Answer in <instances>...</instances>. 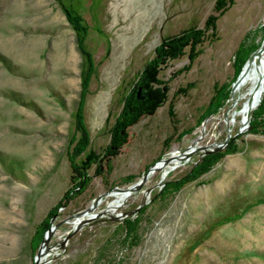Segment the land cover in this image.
I'll return each mask as SVG.
<instances>
[{"label":"rangeland","instance_id":"rangeland-1","mask_svg":"<svg viewBox=\"0 0 264 264\" xmlns=\"http://www.w3.org/2000/svg\"><path fill=\"white\" fill-rule=\"evenodd\" d=\"M190 29L201 31L192 50L158 46ZM263 34L264 0H0V264H34L38 249L35 264H264V128L235 133L264 48L215 104L242 65L237 49L246 59ZM139 80V99L158 98L123 124ZM226 127L216 160L177 190L153 197L202 149L125 197L116 190L173 150L221 141ZM81 164L88 181L75 192ZM141 203L130 244L119 219Z\"/></svg>","mask_w":264,"mask_h":264},{"label":"trees","instance_id":"trees-1","mask_svg":"<svg viewBox=\"0 0 264 264\" xmlns=\"http://www.w3.org/2000/svg\"><path fill=\"white\" fill-rule=\"evenodd\" d=\"M66 17L71 20L75 18L70 12L66 11ZM201 39V31L199 29H190V30H184L180 32L177 35H173L172 37H168L164 41L162 40L158 46H165L166 54L169 56H175L177 53L182 50V47L187 45L189 47V50H192V48L197 44ZM80 47V46H79ZM240 49H237L235 53V58L239 62V67L242 64V62L245 59V56L240 55ZM146 71V68L144 67L141 75L144 74ZM146 80H149L147 77H145ZM145 80V81H146ZM140 81V80H139ZM141 87H145L144 83L139 84ZM228 91L229 87H226L222 92L217 89L215 94L218 93L221 94V101L217 100L215 101L216 105H219L222 103V100L228 97ZM150 93V92H149ZM146 94L142 99L136 98L135 96H131V99H125L122 110L120 112L121 117V123L123 124H129L135 120V118L138 116L139 112H141V109H143L141 103H144L145 107H152L153 100H157L156 93L152 94ZM257 118L259 120H257ZM261 121V123H260ZM248 129L249 131H256L259 129L258 126H261V128H264V94L260 97L258 103L254 108L251 109L249 120H248ZM78 125L81 126L80 119H77ZM220 151H211L202 153L196 162L192 164L190 169L183 174H181L178 177L165 179L162 181V184L157 188L155 191V194L153 197L160 195L163 196L168 191H175L177 190L182 183H184L187 180H191L199 173L205 171L212 163L216 160L217 154H219ZM86 167L87 164H81V166L72 165V168L75 169L76 174V180L74 185L71 187V189L75 190V192L81 191L87 184L88 181V175L86 174ZM76 188V189H74ZM146 207L145 203H141L138 205L136 211L132 214H125L119 219V224L123 230L122 239L128 240V242L131 244L134 241V234L136 230V224L138 221V214L144 212ZM51 215V212L49 211L47 214V217L49 218ZM49 224L45 223V226L43 230H45L48 227ZM40 237V235H39Z\"/></svg>","mask_w":264,"mask_h":264},{"label":"water","instance_id":"water-1","mask_svg":"<svg viewBox=\"0 0 264 264\" xmlns=\"http://www.w3.org/2000/svg\"><path fill=\"white\" fill-rule=\"evenodd\" d=\"M264 46V34H263V37H262V40L261 42L253 49L252 52L249 53V55L246 57V59L244 60V62L242 63L237 75L235 76V78L231 81L230 83V88H229V95L232 94V90L233 88L238 84V82L240 81L241 79V75L245 69V66L248 64L249 61H251V59L253 58L254 55H256L260 50L261 48ZM264 77V70L262 72H260V74H258V77L256 79V82H255V88H260L262 89V86H261V81ZM139 88H140V85H137L136 87V97L138 98H141L143 96V93L146 89V87H142L141 91L139 92ZM249 114H250V110L246 111V114H245V119H244V122L237 126L236 129H235V133L240 131L241 129H243L244 127L247 126L248 124V118H249ZM229 130L230 128L229 127H226V135L225 137L221 140V141H218L216 143H212L210 144L208 147H206L205 145H192V144H189L187 145L186 147H183L181 149H177V151L179 152L178 153V159L180 158H183V157H187L193 150L195 149H202L203 152H211V151H216L218 150L227 140L228 138L230 137V134H229ZM175 157V154L173 152H171L168 156L164 157V158H161L159 160H156L152 163H150L146 169L144 170V172L140 175V177H138L136 180H134L133 182H131L130 184L126 185L123 189L125 190V194H129L131 191L133 190H137L138 188H140V186L142 185V183L144 182V180L146 179V176L148 174L149 171H152L154 169H158L160 167L161 164L163 163H166L170 160H172V158ZM159 162V164H158ZM122 188H116V190H121ZM147 190L150 189V187H147L146 188ZM100 196V195H98ZM94 204V201L86 206L84 209L82 210H79L75 213V218H76V222H75V225L73 227L72 230L68 231L65 233L64 237L66 238L70 233H72L75 229H77L80 224L84 223L85 221H87L89 218H90V214L85 216V217H82L81 215L85 212V211H88L92 205ZM58 221H55L54 223H51L44 231V234H43V237H42V241H47L50 233L52 232V230L54 229V227L57 225ZM41 252L40 249H38L36 251V254L33 258V262L34 264L36 263V257L39 255V253Z\"/></svg>","mask_w":264,"mask_h":264},{"label":"bare ground","instance_id":"bare-ground-1","mask_svg":"<svg viewBox=\"0 0 264 264\" xmlns=\"http://www.w3.org/2000/svg\"><path fill=\"white\" fill-rule=\"evenodd\" d=\"M263 48H264V46L261 48V50L257 53V54H259L262 50H263ZM256 54V55H257ZM256 55H254L253 56V58L256 56ZM264 70V66L262 67V68H259L258 66H256V79H257V77H258V74H260V72H262ZM264 78V77H263ZM256 82V81H255ZM252 93H253V95H254V99L248 104V105H246V106H244L241 110H239L240 112H242V113H245L247 110H249V109H251L253 106H255L256 105V103L258 102V100H259V97H260V88H255V83H254V86H253V89H252V91H251ZM173 151H175L174 152V154H175V157L178 159V151L177 150H173ZM172 159H174V158H172ZM158 164H159V162H158ZM164 165V164H163ZM159 168H161V165H160V167ZM165 169H167V168H165ZM121 190H123L122 191V196L123 197H125V196H127L126 194H125V190L122 188ZM114 204H111V205H109L110 207L111 206H113ZM90 213H89V211H85L83 214H82V216H87V215H89ZM75 222H76V218H75ZM74 222V223H75Z\"/></svg>","mask_w":264,"mask_h":264}]
</instances>
